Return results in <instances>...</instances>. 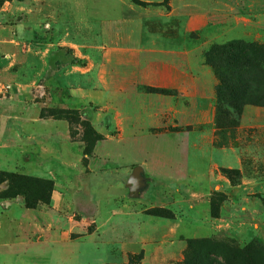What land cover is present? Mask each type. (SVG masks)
<instances>
[{"label": "rangeland", "instance_id": "374dc122", "mask_svg": "<svg viewBox=\"0 0 264 264\" xmlns=\"http://www.w3.org/2000/svg\"><path fill=\"white\" fill-rule=\"evenodd\" d=\"M79 1L81 3H76L75 0H50V2L49 0H0V87L7 85L10 88V92L1 93L0 98L9 99L22 107L37 105L40 112L44 113L60 109L76 112V116H73L71 121L65 120L69 125L71 141L80 143L84 150V135L89 133V128H93L102 136V140L95 144L92 155L85 162L83 161V166L87 169L88 160L93 159L95 163L91 165L92 170H85V174L82 173L77 178L81 181L93 180L104 183L109 179V150L121 152L122 148L121 142H109V136L118 139L117 135L121 132V127L113 122L115 115L117 116L116 112L120 109L110 108L116 105L113 102L106 103L107 78L103 73L105 68L100 66L99 75L96 76L98 86L101 85L98 87L99 91L102 92H97L96 103H90L89 92L74 90L76 87L72 80L69 83L70 87L62 89L63 92H61L45 86L44 76L47 75L45 73H47L48 64L56 72V79H60L58 74H73V68L87 67L85 61L70 56L72 50L60 49V45L56 44L64 40L73 41L75 35L82 32V37L92 39L94 46L103 36L99 32L100 29L106 33L109 27H112L109 38L121 42L123 32L128 29L127 24L133 23L135 28L134 26H139L140 21H145L142 29L135 28L137 32L135 40L141 37L143 41L140 43L143 49L147 48V52L159 50L165 56L171 49L178 52L182 48L185 49L175 65L179 70L184 66L191 72L185 80V84H189V87L181 91L191 98L161 87H145L143 95L146 97L149 93L161 95L158 103L161 102L163 105L168 97H176L178 111L181 112L178 113V117L189 116L191 118L189 122H192V125L187 128L180 127L179 123V134L186 137L189 135L187 132L191 131L197 135L203 128H208L210 129L208 137L213 139L215 148L225 151V156L217 158L203 149L204 147L201 150L197 149L199 143L194 139L196 138L194 133L181 143L179 138L178 141L169 142L164 141L161 135L156 133L150 135L148 132L143 133V146L138 149L131 148L125 155L127 158L134 157L146 162L147 166L155 164L158 168L164 169L165 167L157 164L160 155L157 156L167 151L165 153L169 156L161 157L171 161L170 167L175 175L179 178L189 176L181 182V185L195 181L197 183L194 184L201 186L199 189H194L197 206L202 205L200 209L197 207L194 223L192 224L189 220L178 222L174 225L178 234L181 233L186 238L226 242L241 249L252 246L255 256L264 258V115H245L243 111L237 125L221 128L216 123V100L212 106H209L205 99L199 97L211 93L210 76L205 74L207 67L203 65V60L205 63L204 56L212 47L233 40L264 44V0H140L141 2L151 1V3L145 2L151 7L146 6L148 9H143L134 6L136 11L123 5L130 4L131 0H126L124 3L114 2L113 9L109 11L102 8L101 0ZM156 7H161L165 12L163 18L157 20L155 25L150 24L146 16H153L152 12L157 11ZM143 14L146 15L144 20L141 19ZM191 19L202 20L204 26L199 29L190 28ZM218 21H224V23L216 24ZM49 44H55L57 47L51 51L48 59L45 54L50 48ZM117 45L118 43L115 46ZM11 46H16L17 50L10 49ZM99 63L104 65L107 61L102 59ZM211 70L214 73L212 68ZM216 80L218 85L217 77ZM192 84H197L199 90L197 95L190 87ZM116 95L121 94L115 93ZM104 106H108V109ZM247 110L264 112V109L260 107H247L245 112ZM27 111L26 108L19 113ZM164 114L165 112L161 113L162 116ZM67 123L64 125L66 136H68ZM60 127L62 134L49 137L51 140H49V151L40 160L42 168L33 170L34 165L25 164L16 151V156L11 155L10 158L0 159V170L44 177L53 181H56V176L58 177L56 183L62 185V190L67 189L65 185L68 182L61 177L60 169L64 143H67L66 149L69 148L71 151L68 152L70 159L74 158L72 150L77 152L79 149L76 144L70 147L69 141L61 132L62 125ZM156 129L157 132L166 131L164 127ZM32 149L34 148H30ZM118 161L124 163L121 158ZM214 162L217 169L213 173L214 180L213 183L211 182V187L207 188L205 186L209 176L212 180L209 169L212 170ZM223 169L235 170V172L226 174L222 172ZM97 172H103L102 177L94 175ZM4 188V186L1 187V189ZM105 191V189L101 190L100 196H104ZM150 193H153L151 189L142 191L143 198L146 196L143 204L154 201L153 197H149ZM212 198L220 202L224 199L219 208V218L211 216ZM40 206L42 205L38 207ZM207 207H209V217L205 216ZM34 219L36 214L25 209L13 213L6 211L2 217L0 241L10 240L17 244L16 251L27 252V254L18 253L17 264L33 263L29 259L32 245L25 246L20 243L32 237ZM186 248L187 244L183 256H179L178 264L183 262ZM9 251L8 244L0 245V264L15 262L11 259ZM226 257L227 264H238L230 256ZM208 258L220 263L225 262L217 255H211ZM58 260L57 255L51 258L53 264H56Z\"/></svg>", "mask_w": 264, "mask_h": 264}, {"label": "crops", "instance_id": "0c3cea01", "mask_svg": "<svg viewBox=\"0 0 264 264\" xmlns=\"http://www.w3.org/2000/svg\"><path fill=\"white\" fill-rule=\"evenodd\" d=\"M116 1L124 3L126 0H101L102 8H105L106 11L112 10ZM75 2L81 3L79 0H75ZM145 2L151 3V1ZM48 5L47 7H49ZM123 5L130 10H135L134 6L143 9L151 7L137 6L131 1L130 4ZM156 8L157 11L152 12L153 16L143 14L141 19L144 20L148 17L150 24L156 25L157 20L162 19L165 12L161 7ZM145 23V21H140L139 26L134 27L142 29ZM223 23L224 21H218L216 24ZM133 25V23L127 24L128 29L123 32L121 42L109 38L112 27H109L106 33L100 29L99 32L103 36L94 46L92 39L88 40L86 37H82V32H79V35L74 34L75 40H64L56 45H60V49L72 50L70 56L85 61L87 67L85 69L73 68V74H58L60 79H56V72L53 71L50 64L47 66V73L44 72L45 75L47 74L44 76V83L48 88L63 92L62 89L69 88V83L72 80L76 87L74 90L89 92L91 94L89 96L90 103H96L97 92L100 89L98 87L101 86L100 84L98 86L96 76L99 75L100 66L105 68L103 73L107 78L106 103L113 102L116 105L110 106V108L120 109L116 112L117 116L115 115L113 122L121 127V132L117 135L118 139L109 136V142H121L122 148L121 152L109 150V179L104 183L89 180L90 184L88 181H81L77 178L82 173L85 174V170H92L91 165L95 162L93 159H89L87 169L83 166L82 145L71 141L69 125L65 120L41 117V110L37 105L22 107L9 99L0 98L1 160L10 158L11 155L16 156L18 152L25 164L34 165L35 169L33 170L42 168L40 160L49 151V142L51 141L49 137L62 134L60 133V125H62L61 132L65 138V123L68 125L66 140L69 141L70 147L76 144L79 149L74 152L70 148L74 154V158L70 159L68 152L71 151L69 148L66 149L67 143H64V155L63 160H60V169L61 177L68 182L65 185L67 189L62 190V185L56 183L58 177L55 176L51 204L42 205L36 209H27L23 206V201L20 198L0 200V230L2 229V217L6 211L13 213L25 209L36 214V219L33 221L32 237L20 243L25 246L32 245L29 257L33 261L31 264H53L51 258L55 255L59 259L56 264H178L179 256H183L187 240L192 239L184 237L185 235L181 233L178 234L174 225L184 220L194 223L197 207L200 209L202 206H197L194 189H199L201 186L194 184L197 183L195 181L181 185V182L188 179L189 176L185 175L179 178L175 175L170 167L171 161L161 157L169 156L165 153L167 151H163L164 153L157 156L160 155L157 164L165 167L164 169L158 168L155 164L147 166L146 162L139 161L134 157L127 158L125 155L130 152L131 148L138 149L143 146L142 140L145 132L150 135L154 133L161 135L164 137V141L169 142L178 141L179 138L181 143L185 142L190 134L194 133L195 135V132L191 131L187 132L189 135L186 134V137L179 134V123L180 127L187 128L192 125V122H189L191 120L189 116L178 117V113L181 112L178 111L176 97H168L163 105L161 102L158 103L161 95L157 94L158 96H156L153 93H149L148 97L143 95L145 87H161L191 98L181 92L184 88L189 87V84H185V80L191 72L184 66L179 70L175 65L181 52L183 53L185 49L182 48L179 52L171 49L165 56L159 50L147 52V48L143 49L140 43L143 39L138 37L135 40L137 32ZM203 26L202 20H190L189 27L192 29H199ZM117 43L118 45L115 46ZM49 45L50 48L46 50L45 54L47 57L57 47L55 44ZM10 49L17 50L16 46H11ZM102 59L107 63L101 65L99 62ZM203 65L207 67L205 74L210 76L211 93L199 97L205 99L206 103L212 106L216 100L217 80L204 60ZM78 72L81 74H77ZM190 87L195 95L199 93L197 84H192ZM115 93L121 95L115 96ZM104 107L108 109V106ZM26 108L27 112L19 113ZM164 112L165 114L162 116L161 113ZM244 113L245 115H264V112L260 110L256 112L251 110L245 112L244 110ZM163 127L166 131L157 132L156 128ZM208 133L210 135V129L203 128L201 133L195 135L194 139L199 143H197V149L201 150L204 147L203 149L217 158L224 157L225 151L215 148L214 141L208 137ZM151 146L154 148L153 145ZM30 148L34 149L30 150ZM119 158L123 159L124 163H119ZM216 169V162H214L212 170L209 169L212 180L209 176L205 187H211L214 180L213 173ZM102 173L97 172L94 175L102 177ZM136 173L141 177L138 183L140 188L138 194L132 196L127 185ZM103 189L106 190L105 195L100 196V191ZM145 189H151L153 193H150L149 197H153L154 201L143 204L146 196L143 198L142 191ZM154 208L169 209L175 217L170 219L148 214V210ZM205 216H210L209 207L205 211ZM1 244H8L11 259L15 261L13 264H17L18 253L27 254L26 251H16L17 244L10 240H1Z\"/></svg>", "mask_w": 264, "mask_h": 264}, {"label": "trees", "instance_id": "16d2710c", "mask_svg": "<svg viewBox=\"0 0 264 264\" xmlns=\"http://www.w3.org/2000/svg\"><path fill=\"white\" fill-rule=\"evenodd\" d=\"M131 1L139 6H148L140 0ZM204 57L205 63L214 70L219 81L216 87V123L219 127L231 128L237 125L238 118L248 106L264 108V44L233 40L226 44H216ZM76 114L60 109L41 112V117L71 121ZM101 140L102 136L89 128L83 140L84 162L92 155L95 144ZM222 172L229 174L235 170L223 169ZM2 186L5 188L1 189ZM54 188L55 183L50 179L0 171V199L20 198L27 209L51 204ZM223 201L211 199L212 218H219V208ZM148 214L170 219L175 217L172 211L165 208L148 210ZM211 255H217L225 262L208 258ZM226 256L238 264H264V258H257L252 246L241 249L211 239H188L184 260L179 264H227Z\"/></svg>", "mask_w": 264, "mask_h": 264}, {"label": "water", "instance_id": "95a60500", "mask_svg": "<svg viewBox=\"0 0 264 264\" xmlns=\"http://www.w3.org/2000/svg\"><path fill=\"white\" fill-rule=\"evenodd\" d=\"M139 178L141 179V177H139L138 173L134 174L133 177L129 180V183L127 185L132 196L138 194V191L140 188V186L138 185V183L140 181Z\"/></svg>", "mask_w": 264, "mask_h": 264}, {"label": "built area", "instance_id": "2783aa9c", "mask_svg": "<svg viewBox=\"0 0 264 264\" xmlns=\"http://www.w3.org/2000/svg\"><path fill=\"white\" fill-rule=\"evenodd\" d=\"M1 90H0V94L1 93H7L9 90H10V88H9V86H1V88H0Z\"/></svg>", "mask_w": 264, "mask_h": 264}]
</instances>
